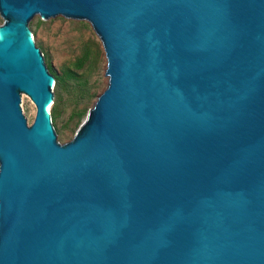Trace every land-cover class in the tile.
I'll return each instance as SVG.
<instances>
[{"label": "water", "instance_id": "95a60500", "mask_svg": "<svg viewBox=\"0 0 264 264\" xmlns=\"http://www.w3.org/2000/svg\"><path fill=\"white\" fill-rule=\"evenodd\" d=\"M35 16L87 22L104 54L65 145ZM0 17V264H264V0H0Z\"/></svg>", "mask_w": 264, "mask_h": 264}, {"label": "rangeland", "instance_id": "374dc122", "mask_svg": "<svg viewBox=\"0 0 264 264\" xmlns=\"http://www.w3.org/2000/svg\"><path fill=\"white\" fill-rule=\"evenodd\" d=\"M2 24L3 18L0 17V26ZM27 29L53 76L49 117L56 142L68 144L106 86L103 50L85 21L62 16L49 19L35 16ZM54 75L60 77V82L55 81ZM19 106L30 127L35 115L34 104L26 94L20 93Z\"/></svg>", "mask_w": 264, "mask_h": 264}, {"label": "bare ground", "instance_id": "6f19581e", "mask_svg": "<svg viewBox=\"0 0 264 264\" xmlns=\"http://www.w3.org/2000/svg\"><path fill=\"white\" fill-rule=\"evenodd\" d=\"M30 37H31V35H30ZM31 41H33L32 40V37H31ZM53 83H54L53 80H51V87H53ZM51 104H52V101L50 100V102L48 103V105L46 107V114H47V116L49 115V108H50Z\"/></svg>", "mask_w": 264, "mask_h": 264}, {"label": "trees", "instance_id": "16d2710c", "mask_svg": "<svg viewBox=\"0 0 264 264\" xmlns=\"http://www.w3.org/2000/svg\"><path fill=\"white\" fill-rule=\"evenodd\" d=\"M81 66V65H80ZM80 66H78V67H80ZM54 79H55V81L58 83V82H60V77L59 76H56V75H54Z\"/></svg>", "mask_w": 264, "mask_h": 264}]
</instances>
